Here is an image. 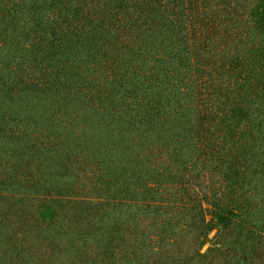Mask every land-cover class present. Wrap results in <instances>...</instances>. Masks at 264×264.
Listing matches in <instances>:
<instances>
[{
	"label": "trees",
	"instance_id": "1",
	"mask_svg": "<svg viewBox=\"0 0 264 264\" xmlns=\"http://www.w3.org/2000/svg\"><path fill=\"white\" fill-rule=\"evenodd\" d=\"M241 170L264 0H0V264H252Z\"/></svg>",
	"mask_w": 264,
	"mask_h": 264
},
{
	"label": "rangeland",
	"instance_id": "2",
	"mask_svg": "<svg viewBox=\"0 0 264 264\" xmlns=\"http://www.w3.org/2000/svg\"><path fill=\"white\" fill-rule=\"evenodd\" d=\"M254 175L255 176L252 175L251 170V172L247 176H245L244 172L241 170L240 178L243 182V190L248 188L246 184L252 183L251 178H258L257 185L260 186V188H258L260 195H257L256 197H246V199L242 197L244 200L248 199L252 203L248 205L256 207V210L252 212L253 215L249 218L250 220L256 218V220L248 224V228L243 227V232L242 234H239L238 237H236L238 233V230L236 229L237 226L230 225L229 229L226 232V243H223L221 240L219 241V231L213 237H211V235L215 232V230H213L212 234L207 237L208 242L204 243L201 247V251H204L208 246H210V244H214L215 246H219V250L215 251L214 255H216V253L219 254L220 252L225 251L226 255L224 256H226V258L228 259L229 255L240 253L238 249L234 250L235 245H233L232 241L230 240L234 239L235 237L240 241H244L246 239V253H251L252 255L250 256L254 258L252 264H264V181L261 180L260 177H257V174ZM203 200V204L205 206H208L209 203L206 201V199ZM220 258V260L225 261L223 257Z\"/></svg>",
	"mask_w": 264,
	"mask_h": 264
}]
</instances>
